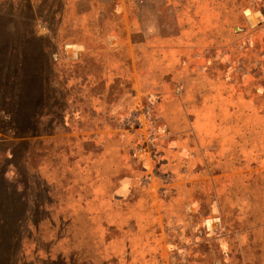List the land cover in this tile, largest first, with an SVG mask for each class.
<instances>
[{"label":"rangeland","instance_id":"obj_1","mask_svg":"<svg viewBox=\"0 0 264 264\" xmlns=\"http://www.w3.org/2000/svg\"><path fill=\"white\" fill-rule=\"evenodd\" d=\"M0 50L9 264H264V0H0Z\"/></svg>","mask_w":264,"mask_h":264},{"label":"trees","instance_id":"obj_2","mask_svg":"<svg viewBox=\"0 0 264 264\" xmlns=\"http://www.w3.org/2000/svg\"><path fill=\"white\" fill-rule=\"evenodd\" d=\"M14 49H12V52ZM6 52L0 50V57L3 58L5 56ZM6 63L4 61H0V66H4ZM18 203V202H17ZM20 205L16 206L14 210H11L5 215L8 216L6 220L4 218H1L3 221L2 226H1V231H0V263L3 262L4 264H9L10 260L9 254L13 250V243L20 241L18 238L19 235V229L22 227L23 223V218L20 210Z\"/></svg>","mask_w":264,"mask_h":264}]
</instances>
